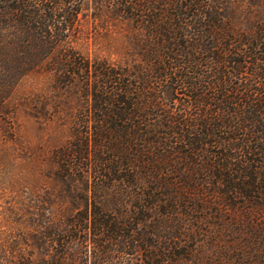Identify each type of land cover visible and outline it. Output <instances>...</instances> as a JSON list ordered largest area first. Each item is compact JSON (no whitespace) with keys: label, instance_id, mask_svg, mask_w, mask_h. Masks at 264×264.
<instances>
[{"label":"trees","instance_id":"16d2710c","mask_svg":"<svg viewBox=\"0 0 264 264\" xmlns=\"http://www.w3.org/2000/svg\"><path fill=\"white\" fill-rule=\"evenodd\" d=\"M85 1L0 0V108L25 76L67 55ZM181 1L168 2L175 13L143 25L149 37L135 44L144 62L131 66V84L122 78L129 71L96 70L89 86L95 106L112 108L95 121L94 146L79 134L80 143L59 159L82 181L84 172L93 173L95 202L107 196L114 204L95 205L74 225L86 220L79 232L96 237L103 230L120 234L131 224L125 242L131 254H143L136 264H176L182 242L192 252L198 241L223 248L216 232L235 229L243 236L225 248L228 263L219 264H264V13L245 25L236 8ZM69 64L76 67L58 62L62 70ZM115 82L116 90H109ZM129 200L131 213H122ZM107 210L120 221L106 219ZM184 216H192V224ZM216 228L222 230L210 233ZM48 235L65 246L50 255V264L77 260L72 235ZM40 239L47 248L46 236ZM94 243L99 247L97 238Z\"/></svg>","mask_w":264,"mask_h":264},{"label":"rangeland","instance_id":"374dc122","mask_svg":"<svg viewBox=\"0 0 264 264\" xmlns=\"http://www.w3.org/2000/svg\"><path fill=\"white\" fill-rule=\"evenodd\" d=\"M169 1L172 0H86L64 52L67 55H55L45 67L25 76L17 85L14 98L0 108V264H50L53 260L50 255L62 252L65 246L63 248L57 238L49 237L48 233H55L56 237L57 233L64 237L72 235L69 237L70 252L77 260L66 261L69 264H136L143 261V254H131V246L126 243L128 237L131 241V224L122 225L124 231L120 234L103 230L91 237L79 232L86 220L78 225L74 223H79L89 209L91 211L95 205H112L114 201L102 196L101 201L95 202L93 184L98 179L93 173L80 172L88 177L87 182L80 180L79 172L66 170L68 162L59 159V154L78 145L79 134L93 145L98 115L112 108L106 105L99 110L95 106L96 97L89 86L95 82V75H99L96 70L103 66L112 72L129 71L122 78L131 84V66L144 62V52L135 41L149 37L143 25L158 14L175 13ZM198 1L222 10H240L245 25L258 20L257 13H264V0ZM181 2L189 6L194 4L192 0ZM145 3L149 7L142 9L139 5ZM62 58L64 63L74 62L76 67L69 64L62 70L58 65ZM87 74L92 76L88 85ZM108 86L115 91L117 83ZM122 210V213H131V200L123 204ZM115 212L107 210L106 219L119 222L120 215L116 218ZM126 216L121 219L123 224ZM182 219L189 224L194 218L184 216ZM217 229L222 230L216 228L210 233ZM216 233L220 234L219 245L223 248H211V243L198 241L196 251L192 252L182 242L175 263L219 264L221 259L227 262L229 255L226 259L223 257L225 248L229 250L241 233L235 229ZM43 235L47 238V248H43L44 242L40 239ZM94 238L98 239L99 247ZM13 251L19 253V258H12L16 256ZM42 251L46 258H40Z\"/></svg>","mask_w":264,"mask_h":264}]
</instances>
